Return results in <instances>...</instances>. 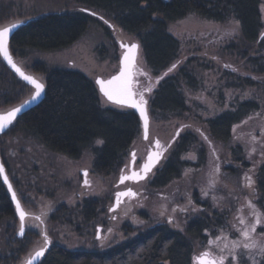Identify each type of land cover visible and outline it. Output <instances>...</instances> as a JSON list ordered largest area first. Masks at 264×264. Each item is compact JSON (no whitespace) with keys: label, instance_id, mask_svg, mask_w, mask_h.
I'll use <instances>...</instances> for the list:
<instances>
[{"label":"rangeland","instance_id":"rangeland-1","mask_svg":"<svg viewBox=\"0 0 264 264\" xmlns=\"http://www.w3.org/2000/svg\"><path fill=\"white\" fill-rule=\"evenodd\" d=\"M77 8L75 0H0V28L45 12ZM260 13L263 17L264 0H261ZM95 19L99 22L93 21L87 32L69 47L53 52H29L21 60L16 58L17 62L28 74L40 81H43L44 73L35 71L38 64L43 66L44 71L53 68L77 70L93 82L97 78L106 79L116 74L122 54L118 43L131 44L138 41L110 22ZM168 30L181 44L176 68L173 70L185 66L192 70L196 88L187 94L188 109L185 114L166 120L152 117L148 112L147 139H143L141 128L139 137L124 159L125 171L128 170L132 149L138 150L139 160L144 159L146 147L153 148L156 140L159 141L160 150L166 151L164 150V156L157 167L133 188L135 198L128 199L124 203L126 205L110 211L115 193L120 189L117 182L123 166L114 175L98 178L91 173L90 150L78 160H70L45 151L34 141L18 133L3 138L6 147L1 161L7 167V176L16 186L14 192L22 208L34 216L41 215V232L51 234L52 241L57 240L60 234V241L67 248L106 252L138 236L156 223L171 221L169 223L175 227L184 228L192 218L217 215L223 218V226L216 228L213 225L210 230L205 231L202 241L193 244L191 264H195L194 257L204 252H209L216 259L226 257L224 264H253L249 257H253L256 264H259L264 256L257 249L243 248L244 243L251 241L245 240L241 232L254 223L256 214L259 213L261 223L256 226V233L252 238L264 243V215L250 198L254 192L255 165L264 157V75L258 82H254L253 87L226 85L227 79L222 70L231 71V83H234V77H249L241 69L240 62L235 64L232 57L225 60L218 57L219 44L227 45L231 38H239L233 22L217 24L190 14L170 23ZM224 61L229 62L226 68ZM148 75L139 48L134 79L136 78L138 95L143 94L147 104L153 88L152 80H147ZM24 87L27 88L26 98H29L33 90L25 84ZM252 97L259 99L261 111L242 118L233 129L230 143L221 144L212 140L206 130L207 119L228 110L238 101ZM103 100L107 102L104 98ZM14 106L16 104L6 105L0 100V113ZM183 135L192 139V145L181 158L183 166L179 177L163 188H152L154 174L165 164L175 142ZM238 146L241 150L240 161L231 151ZM82 171H87V177ZM246 177H251V187L247 186ZM84 179L88 181V185H85ZM89 197L96 199L98 209L91 222L84 218L80 205ZM249 201L253 205L251 208ZM63 204H67V207L62 206ZM66 208L72 213V225L59 233L53 231L49 222L51 211ZM241 219L245 221L244 224L240 223ZM34 224L36 221L33 218L26 223V229L33 228ZM96 225L102 226L99 240L95 239ZM19 229L20 220L16 214L14 222H0V264H25L43 243L40 232L22 239ZM17 243L21 246L24 243L25 251L18 261H12L9 259L8 249ZM234 244H238L239 248H234ZM233 252L237 255L235 261L232 259Z\"/></svg>","mask_w":264,"mask_h":264},{"label":"trees","instance_id":"trees-1","mask_svg":"<svg viewBox=\"0 0 264 264\" xmlns=\"http://www.w3.org/2000/svg\"><path fill=\"white\" fill-rule=\"evenodd\" d=\"M75 1L77 9L45 12L21 21L22 25L9 43V51L16 64L19 65L16 58L21 60L29 52H53L69 47L87 32L93 21L99 22L95 18L108 21L134 37L140 45L149 72L147 80L151 79L153 85L148 103L149 115L170 120L187 112V94L196 88V78L186 66L169 71L177 62L181 44L169 32L168 25L194 14L213 23L224 25L233 22L236 25L239 38H231L227 45L219 44L218 57L224 60L232 57L235 64L240 62L241 69L249 77L240 75L231 83V71L222 70L227 86L253 87L254 82L264 75L261 0ZM224 63L226 68L229 62ZM35 71L44 73V98L0 136L1 160L6 147L3 138L19 133L45 151L70 160H78L90 150L91 172L98 178L117 173L141 132L137 114L131 109L105 102L94 82L80 71L63 68L44 71L41 64L35 66ZM26 89L0 57V100L6 105H17L27 99ZM134 89L137 93L136 78ZM260 111L261 103L257 98L238 101L228 110L207 119L206 130L215 142L228 144L233 139L234 127L242 118ZM191 145L192 139L184 135L175 142L169 158L153 177L152 188H163L179 177L183 166L181 158ZM231 151L240 161V147ZM2 163L8 175L7 167ZM254 173V192L250 198L264 215V157L255 165ZM11 185L15 191L12 181ZM96 209V199H90L82 205L81 211L87 220H92V212ZM221 218L217 215L195 217L184 228L175 227L168 221L159 222L102 253L54 245L39 264H191L193 244L202 241L205 231L213 225L222 227ZM5 220L14 222L15 214L0 177V222ZM24 245L17 243L10 247L9 259L18 261L25 251ZM259 264H264V257Z\"/></svg>","mask_w":264,"mask_h":264},{"label":"snow or ice","instance_id":"snow-or-ice-1","mask_svg":"<svg viewBox=\"0 0 264 264\" xmlns=\"http://www.w3.org/2000/svg\"><path fill=\"white\" fill-rule=\"evenodd\" d=\"M92 15H95V13H90ZM107 23V21H105ZM18 27V24L13 23L10 26H6L3 28H0V55L3 56V58L8 62V64L14 69L16 73L19 74V76L28 82V84L34 86L35 93L32 95L31 100L35 101L37 97L40 96V94L44 91V84L38 82L36 79H34L31 75H26L20 67H18L12 59V56L9 52V33ZM262 37H264V34H262ZM122 47L127 48L126 54L123 56L121 60V69L118 75L112 76L109 80L104 79H97L96 84L99 85V90L103 94L104 97L107 98L108 101L121 106H127L130 108L137 109L140 112L141 117L144 120V129H145V138L147 139L148 136V117L146 113V105L147 100L144 99L143 94H140L139 99H134V93L131 89V67L133 63V53L136 52L138 49V45L133 43L130 46L121 45ZM176 68V64H173L172 67L169 69V71H172ZM158 82V81H157ZM29 103V101H25V105ZM21 107H15L7 112V114L0 115V133H3L6 128H8L9 125L12 124V122L15 120L17 114L21 112ZM177 135H179V132H177ZM203 135V133H201ZM205 140H207V137H204ZM98 143H102V141H98ZM156 146L160 147L159 141H156ZM166 151V149H164ZM157 159H153V155H149L147 158V163H144L140 166L141 171H133L130 177L121 176V183L125 181V179H134L137 182L140 180H144L147 178L148 173L151 171V169L155 166L156 163H158V159L162 157L163 152L156 153L155 154ZM132 163L135 164V153H132ZM216 171H219V168H216ZM85 177H87V172H84ZM0 176H3V181L5 184H8L9 191L12 190L11 184L8 182L7 175H4V168L2 165H0ZM247 179V186L251 187L253 181L251 180V177H246ZM85 185H88V181L85 180ZM132 195L135 196L136 193H134L131 189L127 191V193H117V196L121 195ZM12 199L16 202V211L19 214L20 219V229L19 234L23 235L24 233V221L26 216L30 215V213L25 212V210L21 207V203L16 198L15 192L12 193ZM249 207H253L251 201H249ZM36 219H39V217H35ZM171 222V221H169ZM241 224H244L245 221L243 219L240 220ZM261 223L260 215L259 213L256 214V219L254 223H252L249 227H247L245 230L241 232V235L244 237L245 240L251 241L250 243H244L243 248L247 250H253L257 249L259 254L261 256H264V243L254 240L253 234L256 233V226ZM44 241L46 244L50 243L47 235L44 236ZM234 248H239L238 244H234ZM45 249L41 248L39 251H36L35 256L32 258L33 260L39 259L44 255ZM210 256L209 252L202 253L199 257H194L195 264H224V260L226 257H220L219 259L208 257ZM253 260V264H256L255 259L253 257H249ZM232 259L235 261L237 259V255L235 252L232 254ZM26 264H32V260H28Z\"/></svg>","mask_w":264,"mask_h":264},{"label":"water","instance_id":"water-1","mask_svg":"<svg viewBox=\"0 0 264 264\" xmlns=\"http://www.w3.org/2000/svg\"><path fill=\"white\" fill-rule=\"evenodd\" d=\"M16 24H18V27L15 28V29H13V30L9 33V38H8V42H9V43H10V40H11L12 36L14 35V33H15V32L18 30V28L22 25L21 22H17ZM8 26H10V25H8ZM133 43H135V44H137V45L139 46V44H138L137 42H133ZM133 43H131V44H133ZM122 44H123V45H126V46H130V45H131V44H129V43H121V42L118 43L119 48L122 50V54H121L120 59H119V69H118L117 73L114 74V75H118V74H119L120 69H121V67H122V65H121V60H122L123 56L126 54V52H127V48H126V47H122V46H121ZM139 48H140V46L138 47V49L136 50V52L133 53V57H134V59H133L132 67H131V78H130V79H131V89H132V91H133V93H134V97H133V98H134V99H137V100L139 99V95L135 92V89H134V73H135V68H136V65H137V57H138V55H139ZM9 52H10V51H9ZM10 55H11V54H10ZM0 57H1L2 61L5 63V65L8 67V69H9V70H10V71H11V72H12V73H13V74H14V75H15V76L21 81V82H23L26 86L30 87V88L33 90L32 94H31V96H30L29 98L25 99L23 102H21V103H19L18 105H16V106L13 107V108H15V107H21V106L23 105V107L21 108V112H19V113L17 114L15 120L12 122V124H13V123L16 121L17 118L21 117L22 115H24L25 113H27L28 111H30L31 109H33L34 107H36L39 103H41V101H42L43 98H44V94H45V86H44V91L40 94V96L37 97V99H36L35 101H32V100H31V97H32V95H34V93H35V88H34V86L28 84L27 81L23 80V79L19 76V74L16 73V72L14 71V69L8 64V62L3 58L2 55H0ZM12 59H13V58H12ZM13 62L15 63L14 60H13ZM15 64H16V63H15ZM16 65H17L18 67H20L18 64H16ZM20 68H21V67H20ZM21 70H22L26 75H30V74H28L26 71H24L22 68H21ZM114 75H112V76H114ZM31 76H32V75H31ZM112 76H110V77H108V78H106V79H104V80H109V79L112 78ZM32 77H33L34 79H36L38 82H40V83L43 84L42 81L38 80V79L35 78L34 76H32ZM97 79H103V78H97ZM97 79H96V80H97ZM96 80L94 81V83H95V85H96V87H97V89H98L99 94H100V95H101V96H102V97H103L108 103H110V104H112V105H116V104H114V103L108 101L107 98L103 96V94H102V93L100 92V90H99V85L96 84ZM25 101H29V103H27V104L25 105ZM116 106L131 109V110H133V111L137 114V116H138V118H139V120H140V123H141L143 139H146V138H145V129H144V120H143V118L141 117L140 112H139L137 109L130 108V107H127V106H121V105H116ZM145 107H146V113H147V117H148V125H149L148 104H147ZM13 108H11V109H13ZM11 109H9V110H7V111H5V112H3V113H0V115L7 114V112L10 111ZM12 124H11V125H12ZM11 125H9L8 128H6L5 131H4L3 133H0V136L4 135V134L9 130V128L11 127ZM156 141H157V140H156ZM156 141L153 142V148H151V150L147 153L144 163H147V162H148V161H147V158H148V156H149L150 154L153 155V159H154V160L157 159V157H156V155H155L156 153L163 152V155H162V157H160V158L158 159V163L155 164V166L151 169V171L148 173V175H149V174L155 169V167H157V165L160 163L161 159H162L163 156H164V151L160 150L159 147L156 146ZM144 163H143V164H144ZM0 165H2L3 168H4V175H7V174H6V171H5V167H4V165H3L2 161H1V157H0ZM136 171H137V172H140V171H141V168H140L139 170H136ZM132 172H133V170H130L129 173L123 174V175H121V176L130 177L131 174H132ZM148 175H147V177H148ZM121 176L119 177L118 184H121V179H120ZM0 177H1V180H2L3 184H4V185L6 186V188H7V191H8V193H9V196H10L11 202H12V204H13V206H14V209H15V214H16L17 217L19 218V214H18L17 211H16V202L12 199V193L14 192L13 187H12V190L9 191L8 184H5L4 181H3V176H0ZM7 177H8V176H7ZM144 180H145V179H144ZM144 180H140V181H144ZM125 181H130V182H133V183H138V182H137L136 180H134V179H125ZM125 181H124V182H125ZM140 181H139V182H140ZM8 182L10 183L9 179H8ZM124 182H123V183H124ZM10 184H11V183H10ZM11 186H12V185H11ZM128 190H129V189H127V190H122V191H118L117 193H127ZM131 190H132V189H131ZM132 191H133V190H132ZM117 193L115 194L114 204H113V207L111 208V210H115V209L117 208V206H118V202L121 201V200H123V199L126 198L127 196H129V195L125 194V195H121V196L118 197V196H117ZM16 198H17V197H16ZM17 200H18V199H17ZM21 207H22V206H21ZM19 220H20V219H19ZM37 251H39V250H37ZM35 253H36V252H34V253L32 254V256H31L29 259H27V261H28V260H32V264H39L43 256L40 257L39 259H35V260H33L32 258L35 256ZM200 255H201V254H200ZM200 255H199V256H200ZM199 256H197V257H199ZM208 258L211 259V258H213V257L209 256ZM27 261H26V262H27ZM26 262H25V264H26Z\"/></svg>","mask_w":264,"mask_h":264},{"label":"flooded vegetation","instance_id":"flooded-vegetation-1","mask_svg":"<svg viewBox=\"0 0 264 264\" xmlns=\"http://www.w3.org/2000/svg\"><path fill=\"white\" fill-rule=\"evenodd\" d=\"M262 21H263V28H264V15H263V17H262ZM264 34V33H263ZM147 149H146V152L148 153L150 150H151V147H149V146H147L146 147ZM159 149H160V147H159ZM133 151L131 152V153H135V164L133 165V163H132V160H133V157H132V154H131V159H130V162H129V164H128V170L127 171H125V168H126V165H123V167L121 168V174H120V176L121 175H123V174H126V173H129L130 172V170H133V171H136V170H139L140 169V166L144 163V161H145V158H146V155H147V153L145 154V156H144V159L143 160H139L138 158H137V152H138V150H136V149H132ZM148 150V151H147ZM162 151H164V150H162ZM130 152V151H129ZM159 171V169L157 170V172ZM84 172L85 171H82V174L84 175ZM87 172V171H86ZM156 172V173H157ZM92 173V172H91ZM155 173V174H156ZM155 174H154V176H155ZM84 182H85V179H84ZM136 184H138V183H133V182H130V181H125L124 183H121V184H118V182H117V187H120V189L119 190H117L116 191V193L118 192V191H122V190H127V189H132L133 190V192L135 193V190L133 189V188H135V185ZM115 193V194H116ZM136 197V195L135 196H132V195H129V196H127L126 198H124L123 200H121V201H119L118 202V206H117V208H120V207H122V205H126V204H124L128 199L129 200H132L133 198H135ZM115 198V197H114ZM95 200L93 197H89L88 199H85L84 201H83V203H81L80 205L82 206L85 202H87L88 200ZM127 203V202H126ZM62 206H66L67 207V204H63ZM58 210V211H57ZM57 210H53V211H51V213H50V215H51V220H49V222H50V225L52 226V228H53V231H56V232H60L61 230H64V229H68V227L70 226V225H72V213H70V211H69V209H64V210H60V209H57ZM82 210V209H81ZM97 210L98 209H96V210H94L92 213H93V219L92 220H86L87 222H91V221H93L94 219H95V216H96V213H97ZM110 211H111V209H110ZM25 212H27V211H25ZM82 212V211H81ZM28 213V212H27ZM84 216V215H83ZM35 217H39V219H36ZM35 219V221H36V224H34L33 225V228L31 227V228H29V229H26V223L28 222V221H31L32 219ZM40 218H41V215H33V214H31L30 213V215H28V216H26V218H25V221H24V225H25V228H24V233H23V235H20V238H29V237H32L33 235L32 234H35V232L36 233H39L40 232V236L42 237V241H43V243L41 244V246L37 249V250H40L41 248H44L45 249V252H44V255H45V253L51 248V247H53L54 245L55 246H63L64 247V245H62V243H61V238H62V236L59 234L58 235V233L56 234V236L58 235V237H57V240H55V241H52L53 240V238H52V235L51 234H48L47 235V233L45 232V231H43V232H41V225H40V223L42 222H39L40 221ZM85 218V217H84ZM39 222V223H38ZM52 223H54V224H52ZM59 223V224H58ZM40 227V228H39ZM45 227H46V224H45ZM39 229H40V231H39ZM95 229H96V233H95V239L96 240H99V237H100V235H99V232L102 230V226L101 225H96V227H95ZM46 230V229H45ZM49 230L51 231V229L49 228ZM45 234L47 235V237H48V239H49V241H50V243H48V244H46L45 243V241H44V236H45ZM61 234H63V233H61ZM28 235V236H27ZM36 235V234H35ZM87 235H90V233L89 234H87ZM66 247V246H65ZM36 250V251H37ZM80 250H82V249H80ZM86 251H89V252H92V253H102L101 251H92V250H86ZM43 255V256H44ZM43 258V257H42Z\"/></svg>","mask_w":264,"mask_h":264}]
</instances>
